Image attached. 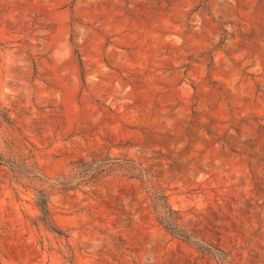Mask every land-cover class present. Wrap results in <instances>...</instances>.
I'll use <instances>...</instances> for the list:
<instances>
[{
    "label": "rangeland",
    "instance_id": "obj_1",
    "mask_svg": "<svg viewBox=\"0 0 264 264\" xmlns=\"http://www.w3.org/2000/svg\"><path fill=\"white\" fill-rule=\"evenodd\" d=\"M0 159V264H264V0H0Z\"/></svg>",
    "mask_w": 264,
    "mask_h": 264
},
{
    "label": "trees",
    "instance_id": "obj_2",
    "mask_svg": "<svg viewBox=\"0 0 264 264\" xmlns=\"http://www.w3.org/2000/svg\"><path fill=\"white\" fill-rule=\"evenodd\" d=\"M110 158L101 159L99 161H94L89 163L87 166L91 167L90 169L93 170L95 173L99 171V169H102L103 167H106L108 165V161ZM0 162H2V159H0ZM94 177V175H93ZM153 204L156 210L160 209V222L164 224L169 230H171L174 234H178V218L170 213H168V210H171L166 196L163 195H155L153 193H150ZM36 206L40 212L39 219L42 221L44 225L49 227L50 229L54 230L53 225V219L51 216V212L48 206V196L44 192H40L36 194ZM59 232V231H58Z\"/></svg>",
    "mask_w": 264,
    "mask_h": 264
}]
</instances>
